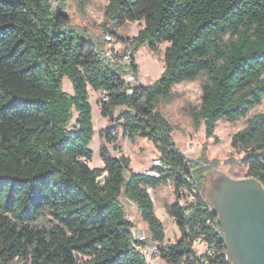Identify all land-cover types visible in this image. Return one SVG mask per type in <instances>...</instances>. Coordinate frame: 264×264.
<instances>
[{"label":"trees","instance_id":"obj_1","mask_svg":"<svg viewBox=\"0 0 264 264\" xmlns=\"http://www.w3.org/2000/svg\"><path fill=\"white\" fill-rule=\"evenodd\" d=\"M105 17L114 27L144 24L137 36L118 37L135 54L170 44L153 85L135 86L129 96L123 66L105 58L104 37L74 23L67 0H0V264H149L138 249L149 241L135 240L123 198L140 211L165 264H182L199 239L221 253L215 264H227L218 215L202 194L218 162L204 153L189 159L158 105L172 99L176 85L206 76L200 105L187 113L197 127L204 123L207 138L216 137L220 121L234 123L260 105L264 0H108ZM65 78L72 93L64 90ZM89 89L106 91L99 107L110 124L100 132L103 166L94 168ZM118 108L125 110L116 116ZM114 125L124 138L156 144L159 178L131 170L127 155H111L107 145L119 140ZM232 147L245 154L246 177L264 185V113L248 120ZM169 182L176 200L167 212L181 234L176 243H165V225L147 191ZM184 189L192 199L182 205Z\"/></svg>","mask_w":264,"mask_h":264},{"label":"rangeland","instance_id":"obj_2","mask_svg":"<svg viewBox=\"0 0 264 264\" xmlns=\"http://www.w3.org/2000/svg\"><path fill=\"white\" fill-rule=\"evenodd\" d=\"M108 0H67V11L72 17L74 23L82 29L86 34L93 38H103L109 34L108 30H112L117 37L123 39L133 38L137 36L139 31L144 27L143 23H129L124 27H114L111 22L106 20L105 8ZM170 44L163 43L159 45L158 53L150 51L149 47L142 46L136 53V63L138 68L139 85L147 87L153 85L164 73L165 62L164 56L167 47ZM206 76H201L195 81L183 82L173 88V97L171 100H162L158 105V110L167 119L173 128L172 138L177 147L190 159L199 160L203 153L210 162L217 161L218 165H213L208 171L216 170L225 174L232 179H244L246 177L247 168L240 164L245 157L243 152L232 147L233 136L243 130L248 120L264 113V98L260 105L254 108L246 118L240 119L234 123L228 121H220L215 131L216 139L207 138L205 125L202 122L198 127L194 124L192 118L187 113V108L199 106L202 96V85ZM64 90L72 93L73 87L69 79L64 80ZM90 101L93 107V124L95 134L91 142L90 148L94 152L91 167L103 166L100 157V148L104 144V140L100 136V132L110 126L107 118L101 115L99 102L101 94L89 89ZM125 108H118L115 111L118 116ZM118 133V145L108 144L111 155L120 157L127 155L130 158V169L146 172L151 169L154 160L160 157L156 144L143 137H137L135 140L122 137V128L113 126ZM137 173V172H136ZM140 173V172H138ZM151 197L154 202L156 216L164 223L166 241L176 243L180 240V231L167 212V205L172 204L176 200L174 193V185L169 182L161 185L153 191ZM123 204L130 213V205L123 198ZM137 227V226H136ZM136 233V230H133ZM13 264H24L16 261ZM30 264V263H26ZM153 264H163L160 260Z\"/></svg>","mask_w":264,"mask_h":264},{"label":"water","instance_id":"obj_3","mask_svg":"<svg viewBox=\"0 0 264 264\" xmlns=\"http://www.w3.org/2000/svg\"><path fill=\"white\" fill-rule=\"evenodd\" d=\"M210 189L214 204L210 207L218 215L229 263L264 264V185L255 178L232 179L212 169L202 192L206 200Z\"/></svg>","mask_w":264,"mask_h":264},{"label":"built area","instance_id":"obj_4","mask_svg":"<svg viewBox=\"0 0 264 264\" xmlns=\"http://www.w3.org/2000/svg\"><path fill=\"white\" fill-rule=\"evenodd\" d=\"M104 56L108 60H118L121 63L125 73L124 80L127 86V94L129 96L133 95L134 87L138 86L140 81L135 69V66H137L136 61H134L136 54L133 50L131 42L127 40H122L116 35L109 33L105 37ZM99 93L101 94L102 101L107 102L108 95L106 91H100ZM161 166H163V163L159 158L154 160L152 168L147 170L146 174L154 178H159L160 174L157 171V168H160ZM191 182L192 184L195 183L193 180ZM147 191L151 195L154 190L152 188H148ZM179 195L182 198V205H185V201L187 199H192V195L186 189L181 190L179 192ZM210 209L213 210L211 207ZM208 224H211L213 226L215 225L211 221H208ZM215 228L220 234V236L224 237L220 224L215 225ZM134 238L137 242L149 241L146 245L138 247L139 251L142 253L145 260L149 264H153L154 262L159 261L161 259V248L157 243L150 241L151 238L141 235H134ZM193 249L195 251V254L184 258L182 264H215L214 262L221 255V253L217 250L210 248L204 241H202V239L195 240L193 242ZM224 260L227 264H230L228 259V253L225 254Z\"/></svg>","mask_w":264,"mask_h":264},{"label":"crops","instance_id":"obj_5","mask_svg":"<svg viewBox=\"0 0 264 264\" xmlns=\"http://www.w3.org/2000/svg\"><path fill=\"white\" fill-rule=\"evenodd\" d=\"M134 172H140L142 173L143 171H138V170H134ZM146 173V172H144ZM125 199V198H124ZM128 204L130 205V213L128 215V219L133 223L134 225V228L133 230H136L137 232L134 233L133 231V234L135 236H147L149 238H151V232H150V229H149V226L147 223H145L142 218H141V215H140V211L138 210V208L136 207L135 204H133L132 202H130L129 200L125 199ZM127 210V209H126ZM137 226V227H136ZM165 243H169L165 240ZM161 261V260H160ZM163 264H165L163 261H161Z\"/></svg>","mask_w":264,"mask_h":264},{"label":"flooded vegetation","instance_id":"obj_6","mask_svg":"<svg viewBox=\"0 0 264 264\" xmlns=\"http://www.w3.org/2000/svg\"><path fill=\"white\" fill-rule=\"evenodd\" d=\"M218 178H219V177H218ZM218 178L214 179V180L211 182V184H213L214 181L217 180ZM210 196H211V189H210V191L208 192V200L210 201V203H211L212 206L214 207V204L212 203V201H211V199H210Z\"/></svg>","mask_w":264,"mask_h":264}]
</instances>
